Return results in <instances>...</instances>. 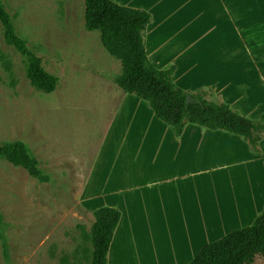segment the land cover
<instances>
[{
    "label": "rangeland",
    "instance_id": "obj_1",
    "mask_svg": "<svg viewBox=\"0 0 264 264\" xmlns=\"http://www.w3.org/2000/svg\"><path fill=\"white\" fill-rule=\"evenodd\" d=\"M113 1L148 11L150 26L160 22L159 13L167 18L162 33L171 44L157 46L154 29L145 44L158 68L178 67V86L264 119V0H241V8L240 0H227L226 8L223 0ZM3 2L17 33L60 83L51 94L36 90L0 24V144L25 143L50 176L39 181L0 159L7 238V248L0 239V264H91L94 212L103 206L118 207L125 217L137 211L149 222L144 238L126 231L128 224L117 228L108 264H189L205 245L241 227L216 216L256 176L264 177V138L258 156L239 136L187 124L188 135L205 137L193 149L178 147L148 103L117 85L122 64L104 49L99 32L86 29L85 0ZM231 16L241 18V32ZM242 159V178L224 170ZM204 169L209 184L190 177ZM209 214L216 219L211 235L197 239L199 221Z\"/></svg>",
    "mask_w": 264,
    "mask_h": 264
},
{
    "label": "trees",
    "instance_id": "obj_2",
    "mask_svg": "<svg viewBox=\"0 0 264 264\" xmlns=\"http://www.w3.org/2000/svg\"><path fill=\"white\" fill-rule=\"evenodd\" d=\"M151 21L152 15L143 9L122 6L113 0H85L86 29L99 32L104 49L121 62L122 74L117 85L123 92L147 102L154 115L169 125L176 137L183 135L187 124H193L239 136L252 152L261 154L264 119H251L227 103L210 101L203 90L192 93L181 88L174 80L176 65L160 69L150 60L145 38ZM0 24L6 43L24 58L32 86L46 94L55 92L59 78L44 69L42 59L17 33L3 0H0ZM0 159L22 167L39 181H50V176L40 168L23 142L0 144ZM94 217L91 264H108L122 211L118 207L103 206L95 210ZM5 228L0 214V239L7 248ZM259 256L264 258V209L250 225L205 245L189 264H252Z\"/></svg>",
    "mask_w": 264,
    "mask_h": 264
},
{
    "label": "crops",
    "instance_id": "obj_3",
    "mask_svg": "<svg viewBox=\"0 0 264 264\" xmlns=\"http://www.w3.org/2000/svg\"><path fill=\"white\" fill-rule=\"evenodd\" d=\"M155 1L153 0L152 3H154ZM240 4V8L244 6L243 1H237ZM222 5H224V8L227 7V0H223L221 2ZM155 7V5H154ZM153 7V9H155ZM157 7V4H156ZM137 9H141V8H137ZM156 12V10H155ZM164 16V15H163ZM161 13H159V17H160V22L153 24L152 26H148V31L154 29V33L152 34V39L155 41V43L157 44V46L160 44L162 46H169V44H171V40L169 39V35L166 32L162 33V27L166 24V20L167 18H164ZM157 18V16H154ZM158 19V18H157ZM231 23L234 27V29L236 31L241 32L242 31V20L240 19H233V17L231 16ZM159 30V33L157 32ZM147 31V32H148ZM150 33V32H149ZM162 36L160 38L161 35ZM225 35V32H224ZM147 38H148V34H147ZM161 39V40H159ZM179 43V41H177ZM253 57L258 60L259 57L257 55H253ZM177 71H178V67H177ZM177 71L175 76L177 75ZM187 129H185V132L183 133V135L181 137H176L177 139H175L176 145H183L185 150H189V149H193L195 147H197L194 143H196L194 140L196 138H203L205 137V134H194V135H188L187 134ZM236 137V136H235ZM210 138V137H209ZM194 141V142H193ZM254 153V152H253ZM256 154V153H254ZM258 156H261V154H256ZM264 155L262 154V157ZM254 159V158H253ZM253 159H249L250 161H253ZM245 164V161L242 160H238V161H232L229 162L228 165L224 166L225 169L224 170H228V169H236L235 173H238L239 176H237L238 178H242V172L239 170V168H242ZM228 166V167H227ZM210 170L208 169H204V170H197L194 173H191L190 177L194 178V177H199L201 176L202 180L206 183L209 184V174H210ZM236 177V178H237ZM237 181L239 182L240 179H237ZM240 190H238L239 192ZM120 209V208H119ZM264 209V177H261L259 179L258 176H256L255 180L252 181L251 186L249 189L243 191V194L240 195L238 197L237 194V198L235 197V200L225 203L224 205H221L220 210L221 212L219 213V215L216 216V219H211V215L209 214L206 217H201V221L199 227H201L200 231L198 233L195 234L196 238H204V237H210L211 235V224L213 222L219 221L221 222H230V223H240V228H243L247 225H250L255 219L256 217L261 213V211ZM138 214L137 211H128L127 216L125 217L124 212H122V219L120 221L119 224V230L121 228V225L123 224H128V228L126 231H128V229L132 230L134 232H136V238H144L145 236L148 237V234L146 232H144L145 229L144 226L146 225V221L145 220H139L138 219ZM158 222V227L162 228V222L161 221H157ZM166 222H167V218H166ZM148 227H149V222L147 223ZM225 226V224H224ZM221 227V225H220ZM238 228V229H240ZM237 230V229H236ZM133 231L132 236L134 237V233ZM114 240V239H113ZM144 241V240H143ZM199 241V240H198ZM112 246V245H111ZM111 250V249H110ZM113 255H115V251L113 250Z\"/></svg>",
    "mask_w": 264,
    "mask_h": 264
},
{
    "label": "water",
    "instance_id": "obj_4",
    "mask_svg": "<svg viewBox=\"0 0 264 264\" xmlns=\"http://www.w3.org/2000/svg\"><path fill=\"white\" fill-rule=\"evenodd\" d=\"M190 101V100H189Z\"/></svg>",
    "mask_w": 264,
    "mask_h": 264
}]
</instances>
